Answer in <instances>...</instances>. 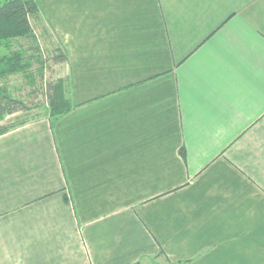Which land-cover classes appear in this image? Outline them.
Listing matches in <instances>:
<instances>
[{"label": "crops", "instance_id": "1", "mask_svg": "<svg viewBox=\"0 0 264 264\" xmlns=\"http://www.w3.org/2000/svg\"><path fill=\"white\" fill-rule=\"evenodd\" d=\"M37 1L76 106L0 135V264H264V0Z\"/></svg>", "mask_w": 264, "mask_h": 264}, {"label": "trees", "instance_id": "2", "mask_svg": "<svg viewBox=\"0 0 264 264\" xmlns=\"http://www.w3.org/2000/svg\"><path fill=\"white\" fill-rule=\"evenodd\" d=\"M39 11L37 0H4L0 3V83L12 74L24 73L34 84L36 77L30 70L35 63L41 66L37 68L40 70L38 75L42 76L43 66L49 60L66 57L65 51L60 47L50 53L42 48L39 33L33 23V18ZM18 40L27 43H19V47H15L14 42H20ZM42 51L48 53L46 60L43 59ZM46 91L49 108L43 117H47L51 123L59 121L76 106L69 97V84L64 78L47 82ZM27 108L23 99L13 96L6 87L0 85V121L8 115ZM35 119H17L16 122L0 125V135ZM169 264H184V262Z\"/></svg>", "mask_w": 264, "mask_h": 264}, {"label": "rangeland", "instance_id": "3", "mask_svg": "<svg viewBox=\"0 0 264 264\" xmlns=\"http://www.w3.org/2000/svg\"><path fill=\"white\" fill-rule=\"evenodd\" d=\"M18 41L20 42H14L15 47H19V43H27L23 40ZM42 48L44 50L49 49L48 47L45 49L44 45H42ZM42 56L43 59L46 60V58L48 57V53L42 51ZM37 67L41 66L35 63L30 70L32 75L36 77V81L34 84L29 81V78L24 73L12 74L1 81L0 85L6 87L7 91L13 96L23 99L26 102L28 108L26 110L6 116L0 121V125L4 126L6 124L16 122L17 119L25 120L39 118L40 116L43 117L46 113L47 109L49 108L46 83L49 82L50 79H55L58 75H62V68L61 66H57L53 61L49 60L48 63L43 66L44 72L41 76L38 75L40 73V70ZM63 72V74H66V71ZM64 79L67 81V77H65ZM159 261L163 263V258Z\"/></svg>", "mask_w": 264, "mask_h": 264}]
</instances>
